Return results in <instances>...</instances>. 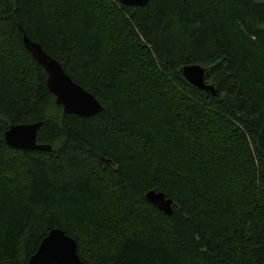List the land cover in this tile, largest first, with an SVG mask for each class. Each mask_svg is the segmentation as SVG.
I'll return each instance as SVG.
<instances>
[{
	"label": "trees",
	"instance_id": "1",
	"mask_svg": "<svg viewBox=\"0 0 264 264\" xmlns=\"http://www.w3.org/2000/svg\"><path fill=\"white\" fill-rule=\"evenodd\" d=\"M24 34L102 111L65 113ZM35 121L52 150L6 144ZM52 228L86 264H264V0H0V264Z\"/></svg>",
	"mask_w": 264,
	"mask_h": 264
},
{
	"label": "water",
	"instance_id": "2",
	"mask_svg": "<svg viewBox=\"0 0 264 264\" xmlns=\"http://www.w3.org/2000/svg\"><path fill=\"white\" fill-rule=\"evenodd\" d=\"M128 6H145L148 0H117ZM24 47L46 73V86L55 96V102L61 105L65 113L91 117L102 111L97 98L76 83L64 70L61 63L47 53L42 45L28 35L22 36ZM205 68L199 64H186L181 68L182 75L192 85L216 94L213 84L205 80ZM42 121L11 124L4 131V140L12 148L25 150L50 151L52 146L37 141V132ZM151 202L165 214L172 213V198L162 191L149 190L145 194ZM27 264H86L78 255L76 240L60 228H52L45 235L36 252L30 256Z\"/></svg>",
	"mask_w": 264,
	"mask_h": 264
}]
</instances>
